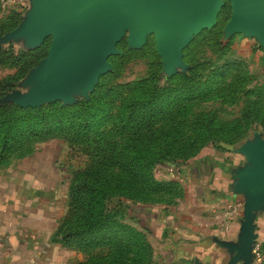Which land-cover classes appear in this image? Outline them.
<instances>
[{
    "label": "rangeland",
    "instance_id": "rangeland-1",
    "mask_svg": "<svg viewBox=\"0 0 264 264\" xmlns=\"http://www.w3.org/2000/svg\"><path fill=\"white\" fill-rule=\"evenodd\" d=\"M16 3L17 0H0V56L7 57L1 49L6 45H13L15 50L23 51L18 61L13 64L0 58V83L7 79H11L12 83V87L0 96V102L14 103L5 97L6 94L14 90L24 93L31 87L32 84L22 83L29 71L47 56L51 39L50 36L44 37L36 46H30L23 37L6 40V34L20 24L29 9V0L23 6ZM229 17V0H222L213 26L192 36L181 51L180 59L184 67L176 66V71L169 77L155 49L153 33L147 34L143 44L129 45L128 32L125 31L115 43L117 54L106 58L107 67L101 75L110 72L111 75L104 77L105 86L119 87V91L125 93L123 86L138 80H148L158 71L165 79L164 83L160 79L165 88L180 90L184 95L198 96L191 107V122L187 123L189 127H185L173 142L177 148L185 146L188 139L197 133L193 130L195 118L206 120L207 117H213L216 123L210 130L218 133L219 128L221 131L215 139L200 142L199 150L187 159L180 158L177 155L180 152H176L152 168L157 180L170 183L165 191L152 195L155 198L152 201L144 202L115 195L104 201L105 207L117 220L142 233L150 249L146 264H155L156 261L150 233L143 227L151 216L150 208L153 205H171L182 194L177 178H164V173H170L169 169H173L172 167L196 157L204 147L234 152L251 139L254 133L264 137V47L253 36H244L241 33L224 36V27ZM189 69L191 70L188 71ZM100 76L86 97L76 93L71 103L56 99L42 105L59 102L61 106H65L79 99L86 100L98 84ZM115 92L112 89L111 95ZM204 92L208 94L206 97H202ZM156 119L154 123L159 128L165 129L170 125V121H166V114ZM237 123L240 124L237 126ZM86 163L87 156L75 144H70L61 137H54L35 143L29 154L12 158L8 164L0 165V177L6 173L7 179L11 174L12 178H22L29 184L33 181L34 185L26 188L32 201L30 206L35 207L39 203L50 213L52 222L50 221L51 225L48 224V230L46 229L45 243L50 251L53 247L60 250V264H78L87 254L82 249L63 244L62 235L58 232L61 220L68 214L67 195L74 178L73 173L82 169ZM26 186L24 185V189ZM45 252L47 255L48 252Z\"/></svg>",
    "mask_w": 264,
    "mask_h": 264
},
{
    "label": "trees",
    "instance_id": "trees-1",
    "mask_svg": "<svg viewBox=\"0 0 264 264\" xmlns=\"http://www.w3.org/2000/svg\"><path fill=\"white\" fill-rule=\"evenodd\" d=\"M1 49L7 54L1 60L11 64L23 54L13 45ZM108 75L111 72L100 76L88 99L71 105L51 102L21 108L10 101L0 102V165L29 154L35 143L49 138L75 144L87 156V163L73 173L68 214L58 229L62 243L87 253L78 264H146L150 249L142 233L117 220L104 201L114 195L152 201V195L170 184L157 180L152 168L176 152L187 159L199 150L200 142L215 139L221 131L210 130L216 123L213 117L195 118L197 133L177 148L173 142L189 127L198 96L165 88L158 71L148 80L126 84L125 93L103 85ZM11 87V79L0 83V96ZM112 89L116 92L111 95ZM207 95L204 92L202 97ZM163 114L170 121L165 129L154 123Z\"/></svg>",
    "mask_w": 264,
    "mask_h": 264
},
{
    "label": "water",
    "instance_id": "water-1",
    "mask_svg": "<svg viewBox=\"0 0 264 264\" xmlns=\"http://www.w3.org/2000/svg\"><path fill=\"white\" fill-rule=\"evenodd\" d=\"M222 0H29V9L6 40L23 37L38 45L50 36L47 56L29 71L22 83L32 84L24 93L6 94L21 108L39 107L61 99L71 103L73 95L86 97L107 67L106 58L117 54L115 43L128 32L129 45H141L147 34L171 76L184 67L182 49L194 34L213 26ZM230 17L224 36H253L264 47V0H229ZM235 152L246 165L235 173L236 188L244 198L238 243L226 264L242 259L248 263L255 239L253 212L264 204V137L254 133Z\"/></svg>",
    "mask_w": 264,
    "mask_h": 264
},
{
    "label": "crops",
    "instance_id": "crops-1",
    "mask_svg": "<svg viewBox=\"0 0 264 264\" xmlns=\"http://www.w3.org/2000/svg\"><path fill=\"white\" fill-rule=\"evenodd\" d=\"M246 164L240 153L204 147L196 157L173 169L168 166L170 173L163 176L177 178L182 194L171 205H153L148 223L143 224L154 245L155 264H226L232 254L229 246L239 241L241 207L225 228L220 220L226 205H242L244 196L236 188L235 173ZM5 174L0 177V264H60V250L53 247L51 253L45 243L50 213L39 203L30 206L26 188L33 181L30 185L11 174L7 179ZM253 214L264 264V204ZM234 264H251V258L248 263L240 259Z\"/></svg>",
    "mask_w": 264,
    "mask_h": 264
},
{
    "label": "built area",
    "instance_id": "built-area-1",
    "mask_svg": "<svg viewBox=\"0 0 264 264\" xmlns=\"http://www.w3.org/2000/svg\"><path fill=\"white\" fill-rule=\"evenodd\" d=\"M27 0H17V3L20 5H25ZM242 207L240 203H232L226 205V207L222 211V218L220 220V226L222 228H225L227 226V222L232 216V214ZM250 253H251V264H261L262 263V241L254 239L253 243L250 247Z\"/></svg>",
    "mask_w": 264,
    "mask_h": 264
}]
</instances>
